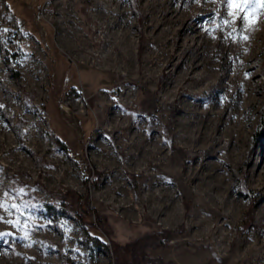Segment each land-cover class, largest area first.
<instances>
[{
    "label": "rangeland",
    "instance_id": "rangeland-1",
    "mask_svg": "<svg viewBox=\"0 0 264 264\" xmlns=\"http://www.w3.org/2000/svg\"><path fill=\"white\" fill-rule=\"evenodd\" d=\"M172 5L184 2L0 0V202L9 206L0 233H10L0 264H132L133 245L139 264H189L187 247L205 259L232 256L230 264L264 257V48L249 63L259 86L244 140L235 147L219 135L217 116L190 134L180 123L199 117L187 109L226 111V72L203 82L209 71L191 70L196 35L169 32ZM218 8L206 25L226 17L223 33L242 40L243 23L223 0ZM211 164L227 166L222 195L184 179L189 167L202 175ZM201 208L216 213L210 245L191 235ZM254 238L261 242L243 255Z\"/></svg>",
    "mask_w": 264,
    "mask_h": 264
},
{
    "label": "bare ground",
    "instance_id": "bare-ground-1",
    "mask_svg": "<svg viewBox=\"0 0 264 264\" xmlns=\"http://www.w3.org/2000/svg\"><path fill=\"white\" fill-rule=\"evenodd\" d=\"M218 1L220 0H183L184 6L181 9L174 5L165 7V24L171 25L172 27L169 32L175 33L177 31L183 37L182 41H185L189 33L196 35V41L193 39H190V41L193 42V46L198 45L200 51L198 52L197 50L195 53H191L188 59L191 70L207 69L209 71L207 74H204L203 82L209 78L214 79L219 71L226 72L219 78L222 84V89L219 90L222 93L220 98L222 99L226 95L223 101L220 99V103L222 107L226 108V111H214L203 108L199 112L195 107L186 108L185 115L192 116L196 114L199 120H195L196 122L186 120V122L180 123V127L183 128L184 126L188 128L190 134L200 133L204 127L206 128L212 122V117H223V129H221L219 135L231 137L232 145L236 147L238 142L244 140L245 129L250 122L248 118L253 116V113L248 111L247 108H251L256 102L255 94L258 91L259 80L257 73L249 67V63L260 55L264 48V9L258 10V22L255 25L249 26L246 22H243L241 38L247 36L248 39L244 40L242 38L240 40L223 33V25L227 20L226 17L222 16L219 24L206 25V23L211 21L212 16H219L220 8L214 9V4ZM193 2L198 6L193 5ZM226 8L229 9L228 11H231L227 4ZM174 25H178V28H173ZM218 29L220 31L217 32L216 30ZM177 51H180V45L177 47ZM207 54L210 55L212 61L208 62L206 60ZM230 66L233 67L229 71ZM233 93H235V96L237 93H240V95L234 96L237 99L233 103L235 107L234 111L232 110V105L228 102V97ZM241 100L245 101L246 104L244 110L240 108ZM192 120L194 119L192 118ZM182 139L187 141L190 140V137ZM215 151L217 154L219 153V161H223L228 152L221 146V142L218 143ZM240 153L244 157L245 150L241 149ZM226 167L223 164H211L203 170L204 174L202 175L197 172V169L189 167L184 173V179L193 183L200 190L211 188L216 191V195H222L231 185L229 183L227 187H224V183L228 179ZM206 178L209 181L205 182ZM228 204H233V202H229ZM212 206H215L214 208L218 207L214 201H211L208 207ZM201 209L205 210L206 214L202 217H197L196 223L199 230L193 232L191 235L200 237L202 243L206 242L207 245H210L212 236L208 225L215 219L216 213L210 212L211 214L207 215L208 210L205 208ZM171 215V219L174 221L175 211L172 209ZM218 234L223 239L229 232H219ZM260 237L264 238V231H262ZM258 241L261 242L259 239L254 238L244 242L245 248H240L243 250L241 253L243 252V255L252 254ZM182 250L185 251L189 264H230L233 261L232 256L223 257L222 259L217 258L213 251V257L207 256L205 259L203 254L193 252L188 247ZM241 253L240 251L235 252L236 255ZM258 261L264 264V257H260Z\"/></svg>",
    "mask_w": 264,
    "mask_h": 264
},
{
    "label": "snow or ice",
    "instance_id": "snow-or-ice-1",
    "mask_svg": "<svg viewBox=\"0 0 264 264\" xmlns=\"http://www.w3.org/2000/svg\"><path fill=\"white\" fill-rule=\"evenodd\" d=\"M223 2L231 9L229 15L232 16L233 19H239L242 23L246 22L249 26L255 25L258 22V10L264 9V0H223ZM225 23H227V21H225ZM242 38L244 40L248 39L247 36H243ZM5 195H7V193ZM11 207L16 208V205H12ZM0 208H4L5 211H7L9 206L0 202ZM17 211H19V208H17ZM3 219L4 218L0 216V220ZM5 222L13 224L14 227L18 224V221L13 222L9 220ZM8 235H10V233H0V239Z\"/></svg>",
    "mask_w": 264,
    "mask_h": 264
},
{
    "label": "trees",
    "instance_id": "trees-1",
    "mask_svg": "<svg viewBox=\"0 0 264 264\" xmlns=\"http://www.w3.org/2000/svg\"><path fill=\"white\" fill-rule=\"evenodd\" d=\"M161 234L166 238L169 237V232L166 230L162 231ZM154 236H155V234H147L144 237L145 238H153ZM132 252H133V254H132V259H131L130 263L139 264L141 261L140 252H138L137 247L136 246L134 247V245L132 246Z\"/></svg>",
    "mask_w": 264,
    "mask_h": 264
}]
</instances>
